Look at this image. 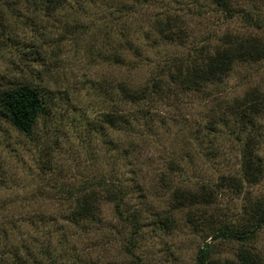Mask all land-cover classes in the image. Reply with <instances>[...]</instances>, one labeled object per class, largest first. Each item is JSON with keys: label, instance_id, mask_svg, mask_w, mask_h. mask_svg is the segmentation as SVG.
<instances>
[{"label": "trees", "instance_id": "1", "mask_svg": "<svg viewBox=\"0 0 264 264\" xmlns=\"http://www.w3.org/2000/svg\"><path fill=\"white\" fill-rule=\"evenodd\" d=\"M69 1L75 3L76 12L80 14L90 8L88 5L97 6L95 0H0V16L10 11L11 4H15L16 8L17 4L27 3L35 6L36 14L42 20L43 17L47 19V24L42 26L43 30L68 27L64 28L66 33L78 37L81 30L87 32L89 29L85 31L86 22L80 19L77 23L69 20L68 13L71 11L68 9L72 6ZM84 1L87 3L84 4ZM169 1L103 2L100 18L94 19L91 25L98 31L96 38L102 40L106 54L111 49L113 60H117L121 67H127L126 72L130 74L118 82L108 80L104 87L94 85L95 93L89 107L95 110L101 105L102 112L98 121L88 126L91 131L97 130L105 136H109L111 131H117L130 134L132 138L140 137L142 141L138 144L135 140L131 141L132 149L124 145L114 147L116 151L119 150L120 160H127L128 166L131 164L130 155L140 152L146 140H154L159 135L164 123L157 119L156 108L164 99L186 92L214 96L216 88L224 84L240 65L264 63L263 36H249L243 40L242 34L229 32L221 37L210 33L204 38L197 35L189 21L196 18L202 23L208 14L213 13L224 24L239 18L247 29L264 32V18L255 13V0ZM153 6L161 7V15L151 19L148 10ZM137 14L141 18L145 17L146 24L136 25ZM67 21L73 25L65 26ZM64 35L62 29L59 37ZM36 36L45 39L40 33ZM215 39L217 43L212 45L211 41ZM138 41H143L149 50H158L155 61L148 64L155 65L144 80L131 73L132 69H139L140 65H134L130 55L137 59L143 57V47ZM167 47L183 52L172 55L167 52ZM48 111L50 102L36 87L23 83L0 87V122L8 123L21 135L33 136L39 119L47 115ZM263 114L264 95L258 91L247 92L245 96L225 103L207 129L215 132L222 125L229 133L238 135L235 157L239 162L240 175H224L220 183L201 186L199 191L185 187L173 188L172 183L170 186L167 184V178L176 173L172 162L166 173H163L169 175L164 176L163 184L166 191L172 194V208L154 216L150 215L151 207L143 206L145 200L133 205L135 207H128L131 205L127 198L135 193L145 199V186L140 184L138 175L127 178L125 174L112 171L101 177L83 178L66 186L50 178L44 182V187L62 190L66 194V211H26L19 222L29 230L25 233L26 237L23 236L17 244L11 242L15 240L14 232L21 226L12 227L13 231L10 232L8 223L6 227L0 223V243L5 245L0 251V264H115L105 263L103 256L94 257L91 251L101 246L95 238L105 227L103 208L107 204L113 205L119 220L118 224L110 228L114 230L119 225L121 234L128 229L130 231L124 248L126 254L136 258L134 264H148L136 253L146 227H151L159 234H169L187 224L196 233H204L213 240L240 245L235 259H219L213 254L214 247L204 243L197 252L195 264H264L263 257L256 253L254 247L250 248L251 242L264 230V197L247 198L235 219L230 217V212L224 214L222 209L217 208L219 196H224L227 191L239 196L244 192L245 184L256 186L264 178V159L261 155L264 145V124H261ZM42 172L46 180L44 176L47 171L43 169ZM184 208H195L196 212L190 214L188 222L182 225L172 212ZM149 218H152L151 222ZM83 238L86 245L80 247L78 242Z\"/></svg>", "mask_w": 264, "mask_h": 264}, {"label": "rangeland", "instance_id": "2", "mask_svg": "<svg viewBox=\"0 0 264 264\" xmlns=\"http://www.w3.org/2000/svg\"><path fill=\"white\" fill-rule=\"evenodd\" d=\"M95 1L97 6L88 5L90 8L81 14L76 12L75 3L69 1L72 5L68 9L71 11L68 13L69 20L77 23L80 19L86 22L85 31L89 29L87 32L81 30L78 37L69 36L64 29L68 27L43 30L47 19L43 17L42 20L36 14L35 6L27 3L17 4L16 8L15 4H11L10 11L0 16V87L29 84L41 90L50 102V111L39 119L31 137L21 135L4 121L0 122V223L5 227L8 223L10 232L16 225L22 227L14 232L15 240L11 244L13 241L17 244L23 236L26 237L29 228L19 222L26 211H66V194L62 190L44 187V182L50 178L66 186L112 171L125 174L127 178L138 175L140 184L145 186V199L135 193L127 198L131 205L128 207L145 200L143 206L151 207L150 215L154 216L172 208V194L166 191L163 184L164 176H169L163 173L172 162L176 173L167 178V184L170 186L172 183L173 188L199 191L201 186L220 183L224 175H240L239 162L235 157L238 135L229 133L222 125L215 132L207 127L222 111L225 103L251 91L264 95V63L240 65L224 84L216 88L214 96L186 92L164 99L156 108L157 119L164 123L159 135L154 140L145 139L146 143L142 144L144 148L128 156L131 160L128 166L126 157L123 156L126 161H121L119 150L116 151L114 147L124 145L132 149L131 141L135 140L138 144L141 138H132L130 134L117 131L105 136L97 130L91 131L88 126L89 123H96L102 112L101 105L95 110L89 107L95 93L94 85L104 87L108 80L118 82L130 74L126 72L127 67H121L117 60H113L111 49L106 54L102 40L96 38L98 31L91 26L94 19L100 18L103 2L112 3V0ZM254 6L255 13L264 18V0H255ZM160 13L161 7H149V18L153 19ZM136 18V25L147 22L140 14ZM189 21L197 35L204 38L210 33L221 37L229 32L242 34L243 40L255 35L264 37V32L247 29L239 18L224 24L212 13L202 23L196 18ZM71 22H65V26H72ZM62 29L65 35L60 38ZM38 33L44 35L45 39L38 38ZM216 43L217 39L211 41L212 45ZM139 45L143 47V57L137 59L130 55L134 65H140L131 73L144 80L155 65L148 64L155 61L158 50H149L143 41ZM167 52L176 55L179 52L182 54L183 50L167 47ZM89 81L90 84L84 85ZM261 120L263 125L264 114ZM232 130L235 132L233 127ZM261 155L264 159V145ZM43 169L47 171L44 176L46 180L42 177ZM250 197H264V178L256 186L245 184V190L239 196L232 191L219 196L217 208L222 209L224 214L230 212V217L235 219ZM194 212L195 208H184L172 214L185 225L189 215ZM103 213L105 227L95 238L101 246L91 250L92 255L103 256L105 263H136V258L126 254L124 248L129 229L121 234V226L114 228L120 229L117 231L110 228L119 223L113 205L107 204ZM204 243L214 247L213 254L219 259H235L240 246L238 243H223L208 238L204 233H196L187 224L169 234H159L146 227L136 253L148 264H195L197 252ZM78 244L84 247L86 241L83 238ZM4 246L0 243V251ZM252 247L264 259V230L251 242Z\"/></svg>", "mask_w": 264, "mask_h": 264}]
</instances>
